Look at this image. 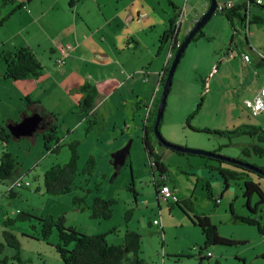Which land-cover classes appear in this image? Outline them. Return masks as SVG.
Returning <instances> with one entry per match:
<instances>
[{
	"label": "rangeland",
	"instance_id": "374dc122",
	"mask_svg": "<svg viewBox=\"0 0 264 264\" xmlns=\"http://www.w3.org/2000/svg\"><path fill=\"white\" fill-rule=\"evenodd\" d=\"M262 2L264 4V0ZM202 3L203 0H188L187 7L188 9L199 8ZM153 4L155 3L151 0L145 1L144 8L147 13H141V20L149 17ZM260 10L264 13L263 9ZM224 28H226L228 36L224 46L226 48L229 46L232 29L221 13L216 12L203 27V31L213 37L212 40L208 43H201L202 47L198 46L197 49L193 48L194 45L191 43L187 46L183 58L181 57L176 67L172 81L178 78L183 68L189 72L198 50L199 54L205 56L221 43L220 35ZM249 33L250 35L254 33L255 40L258 42L264 34V22L252 23ZM242 42L243 48L248 54H251L245 47L244 41ZM261 43L264 48V41ZM200 67L203 70L209 69L210 64L201 62ZM188 82L190 83L188 97H190L194 94L198 84ZM183 91L181 85L177 87L176 83L172 82L163 118L159 125L160 136L166 142L191 150L216 151L219 156L238 159L264 171V158L252 155L246 157L242 154V150L251 143V140L246 136H238L229 140L190 132L185 126V120L191 99L187 98ZM12 98V100L10 98L0 100V126L4 128H7L10 121L20 118L21 107L26 108V98L19 97L17 94H14ZM171 99L175 104V110L168 115L167 119L165 112H167V105L172 104ZM199 99L197 103L200 101ZM45 105L47 109L58 110L60 113L55 115L61 145L59 152L47 154L43 150L40 133L32 138L11 139L6 146L7 151L18 165L11 178L0 183V242L5 245L2 232L11 231L20 244L19 252L22 264H62L54 248L57 243L56 228L52 229V234L47 241L42 240L39 235L41 223L38 220L47 217H51L54 222L63 217L65 227H73L77 232L85 235L104 234L115 229L114 233H110L106 237L108 244L111 245H121L125 232L134 231L141 237L139 256L145 264H264V234L260 233L255 226L234 221L229 212L231 204L236 215L251 214L245 206L246 201L242 198L243 181H231L228 189L223 192L219 204L215 207L207 198L206 187L208 186L210 189L213 198L218 199L223 189L222 181L217 172L210 171L206 165L215 166L216 163L206 157L180 156L172 153L158 145L156 136L150 135L152 145L167 167L165 184L181 200H190L193 213L210 217L212 223L217 227L220 237L239 242V244L230 247L210 246L206 251H202V255L210 253L212 257L200 261L199 258L202 256H199V250L204 243L201 231L190 223L187 215L179 207L156 197L153 181H157L159 177L157 172L151 170L141 143V133L129 130L125 134V140H121L118 145L113 143L115 134L111 130V126L116 119H121L122 109L114 116L106 115L103 123L98 125L95 130V125L92 126L87 134L85 132L88 127L86 123V128L84 126L73 134V137H76L73 140L74 138L68 137L70 134L66 136L65 133L71 118H68L66 114L68 109L66 110L64 101L56 103L53 98L46 99ZM258 119L264 123V114H261ZM197 120V126L208 125L207 128L214 126L208 113H204ZM190 124L194 127L195 121L192 119ZM166 136L170 137L172 141L166 139ZM72 142L77 143L79 171L86 166L88 160L91 159L94 162L91 175L78 178V181L82 183L87 179V182L84 183V188L87 190H93L95 186H99L97 193L87 197L86 204H89L93 196L116 200L109 220L91 219L87 208L81 210L74 207L71 204L73 194L51 197L44 193L43 173L52 165H62L68 162L69 149L67 146ZM128 144H130L129 155L125 164L117 170L113 167L111 156ZM1 151L0 144V156ZM16 175L21 180L29 182L30 187L14 189L15 196L11 197L8 193L11 187L10 180ZM250 176L252 179H256L255 175ZM259 183L264 192V180L259 179ZM257 202L258 197L253 195L250 200L251 206L255 207ZM257 208V214L250 216L257 219L260 216L259 222L264 225V205L260 204ZM18 212L27 213L32 218L5 227L3 222L6 219H14ZM128 212L129 214L126 215ZM153 220L159 221L158 227L152 224ZM14 254L15 251L12 248L5 246L0 258L6 256L11 259ZM7 264L19 263L17 260H9Z\"/></svg>",
	"mask_w": 264,
	"mask_h": 264
},
{
	"label": "crops",
	"instance_id": "0c3cea01",
	"mask_svg": "<svg viewBox=\"0 0 264 264\" xmlns=\"http://www.w3.org/2000/svg\"><path fill=\"white\" fill-rule=\"evenodd\" d=\"M145 1L0 0V53L20 47L28 48L43 68L42 75L37 79L6 80L3 78L5 63L0 56V100H12L14 94L26 98V108L21 107L22 115L16 121H10L9 125L38 114L45 122L30 137H36L39 133L42 135L52 124H56L46 115L60 114L58 110H49L45 105L46 99L53 98L56 103L64 101L68 109L66 114L71 118L65 133L75 140L73 134L84 126L86 128V116L79 107L84 96L80 88L89 85L97 92L96 103L89 117L94 121V130L103 123L106 115L114 116L122 109L121 119H116L111 126L115 134L113 143L118 145L125 140L129 130L141 133L162 88L160 81L164 68L175 55L171 41L160 42L162 35L173 22L178 28L177 41L181 45L208 8L206 0L199 8L193 9H188V0H151L155 4L149 17L141 20V13H147ZM233 1L241 3V0ZM248 14L250 18H264V13L253 4L249 6ZM178 18H181L180 25L175 23ZM234 24L237 33L233 41L231 33L228 47H224L228 40L224 28L220 35L221 43L205 56L199 54L198 50L189 72L183 68L178 78L173 80L177 87H183V93L191 99L188 116L201 96L202 80L209 77L203 105L193 118L195 128H207L208 125L200 127L196 124L204 113H208L213 120L214 126L209 129L231 130L241 125L264 128V123L258 119L261 114L252 116L243 104L251 100L264 85V59L258 55L264 56L261 46L264 34L257 42L255 34L249 33L250 25L240 28L239 23L234 21ZM212 38L204 32L203 37L190 43L197 49L198 46L202 47L201 43H208ZM242 41L251 54L243 48ZM66 45L70 46L69 54L65 65L58 68V48ZM243 55L249 57V62L243 61ZM201 62H207L210 68L203 70ZM188 81L198 84L190 97ZM171 103L166 107L167 119L175 110L173 99ZM166 139L172 141L168 136ZM16 178L19 176L16 175L10 183Z\"/></svg>",
	"mask_w": 264,
	"mask_h": 264
},
{
	"label": "trees",
	"instance_id": "16d2710c",
	"mask_svg": "<svg viewBox=\"0 0 264 264\" xmlns=\"http://www.w3.org/2000/svg\"><path fill=\"white\" fill-rule=\"evenodd\" d=\"M206 1L208 7L209 0ZM252 4L254 5V3L250 2V5ZM256 6L264 10L263 5ZM219 13H221V15L231 26L233 33L231 41H233L234 34L237 33L234 21L239 23L238 27L240 28H243L245 24L251 25L252 23L264 22V18L258 19L249 17L248 8L245 2L241 4L234 3V6L230 8H224ZM1 24L2 21H0V26ZM177 35L178 28L174 26L173 22H170V28L166 32H164L160 39V42L164 43L167 41H171V49L174 51V53H176L180 48V46H177L179 44L177 41ZM203 36L204 32L203 28H201L197 32L195 37L191 40V42ZM0 56L5 63V72L3 74V78L6 80L21 81L37 79L42 75L43 68L40 62L36 58L35 54L28 48L20 47L13 51H2L0 53ZM172 60L168 62L166 67L164 68V75L160 81L161 86H163L165 82ZM208 79L209 77L207 76L202 80V91L199 99L200 101H198L194 110L187 116L185 120L186 128L193 133H202L220 138H226L229 140L238 136H246L251 140V143L242 150V154L246 157H250L252 155L259 158H264L263 127L254 125H241L231 130H217L209 128L200 129L191 126L190 121L200 112L205 96L207 94ZM80 91L84 96L79 104V107L80 112L85 114L86 116V123L88 125L86 133H88L94 125V121L89 119V117L96 103L97 92L93 87L89 85L82 86L80 88ZM161 93L162 88L158 92V98L155 100L151 110L148 113L147 123L144 125L141 131V143L143 145V150L146 154L151 170L157 172L159 177L157 181H153L156 197H158V188L161 185L165 184V180L167 177V167L162 162L161 156L156 152L150 138V135L155 136L153 126ZM46 117H51L55 120V116L53 114L48 113ZM41 138L43 150L47 154H57L59 152L58 150L60 149L61 145L56 124H52L49 128H47V130L42 133ZM160 138L162 141L166 142L161 136ZM11 139L12 137L10 136L6 128L0 126V144L2 146L0 156V183L9 180L18 165L12 155L7 151L6 146L9 144ZM157 142L158 145L161 146L158 140ZM67 147L69 149L68 162L62 165H52L43 173L44 193L51 197L73 194L71 198V204L74 207L81 210L87 208L90 212L91 219L109 220L112 216V207L116 204V200H106L99 196H93L89 204H86L87 197L91 194L97 193L99 191V186H95L93 190H87L84 188V183L87 182V179H85L83 183L78 181L79 177H89L91 175V172L94 168L93 160H88L86 166L81 169V171H79L77 167L79 158L77 152V143L72 142ZM165 149L180 156H192L189 154H182L180 152H173L167 148ZM211 153L214 155H218L216 151H213ZM219 157L222 159L207 158L208 160L216 163V165H206V167L210 171L217 172L222 181L223 189L220 193L219 198L215 199L213 198L212 193L207 186V198L213 203L215 207H217L218 201L222 198L223 192L228 189L229 183L231 181H243L242 198L246 201L245 206L251 214H257L258 205H264V192L261 184L259 183V179L264 180V177L255 174L251 170L239 166L237 164L238 162H244L238 159H231L223 156ZM231 161H235L236 163H233ZM259 170L264 172L261 169ZM250 175H255L256 179H252ZM16 179H20V181L22 182V185L18 189L30 187L29 182L23 181L21 180V178ZM25 183H27L28 185L26 186ZM8 193L11 197L15 196L13 190H9ZM77 194L80 195L78 196ZM253 195H256L258 197V202L256 203L255 207H252L250 203ZM174 205L179 207L187 215L190 223L193 226L198 227L201 231V234L204 238V243L199 250V256H203L202 251H206L210 246L219 245L230 247L239 244V242L233 241L231 239L220 237L217 232V227L212 223L211 219L208 216L202 214L199 215L195 212L193 213L191 209L192 205L189 199L185 201L182 200L178 203H175ZM229 212L234 221L248 226H255L260 233L264 234V225L259 222L260 216L257 219L256 217L250 216L251 214L247 216L236 215L231 204L229 205ZM190 213H192V215H189ZM128 214L129 212L126 213V215ZM31 218V215L27 213L18 212L14 219H6L3 222V225L5 227H9L14 225L16 222ZM38 221L41 223L39 235L44 241H47V239H49L50 235L52 234V229L54 227L56 228L57 243L54 245V248L62 264H145V262L139 256L141 237L134 231L125 232L124 239L121 245H111L108 244L106 237L108 234L114 233L115 229L110 230L108 233L104 234L85 235L77 232L73 227H65V225L63 224V217L59 218L57 222H54L51 217L39 219ZM158 226L159 225H157V227ZM2 235L5 245L0 242V257L2 256L5 246L12 248L15 251V254L11 259L6 256L0 258V264H7L9 260H17L19 264H22L23 262L20 259L19 252L20 244L15 235L11 231H3ZM209 258L203 257V260ZM199 259L202 260V258Z\"/></svg>",
	"mask_w": 264,
	"mask_h": 264
},
{
	"label": "water",
	"instance_id": "95a60500",
	"mask_svg": "<svg viewBox=\"0 0 264 264\" xmlns=\"http://www.w3.org/2000/svg\"><path fill=\"white\" fill-rule=\"evenodd\" d=\"M216 0H209V5L207 11L203 14V16L198 20V22L195 24V26L192 28V30L189 32L187 37L184 39L182 44L180 45V48L177 50V52L174 55V58L171 62L169 71L167 73L165 82L162 86V93L160 97V101L157 107L156 111V117L155 122L153 126L154 134L159 141V144L163 146L164 148L170 149L173 152H180L182 154H189L192 156H201L206 158H212V159H222L218 155H214L211 152H204V151H198V150H191L182 148L176 145H172L168 142H164L160 138V132H159V125L163 118V113L166 105V99L172 84V78L174 75V72L176 70V67L181 59V56L184 54L185 49L190 44L191 40L195 37L197 32L205 26V24L210 20V18L216 13ZM42 117L38 114L32 115L30 117H27L17 124L14 125H8L7 130L12 137V139H20L23 137H30L38 128V125L41 122ZM129 148L130 144L126 145L122 149L118 150L111 156L112 164L115 169H119L121 166L125 164V160L129 155ZM233 163H236L235 161H231ZM239 166L246 168L248 170L253 171L255 174L260 175L264 177V172L260 171L258 168H254L251 165H248L246 163H237ZM201 261V260H200Z\"/></svg>",
	"mask_w": 264,
	"mask_h": 264
},
{
	"label": "built area",
	"instance_id": "2783aa9c",
	"mask_svg": "<svg viewBox=\"0 0 264 264\" xmlns=\"http://www.w3.org/2000/svg\"><path fill=\"white\" fill-rule=\"evenodd\" d=\"M244 2L246 3L247 8H249L250 2H252V3H254V5H258V6L263 4L262 0H241V3H244ZM234 3L235 2L233 0L217 1L216 11L220 12L224 8H230V7L234 6ZM241 3H239V4H241ZM180 22H181V18H178L175 23H176V25H180ZM245 26H246V24H245ZM242 31L244 32V29ZM245 32H247V31H245ZM177 46H180V43ZM69 50H70L69 45L58 48L59 56L56 60V65L58 68H61L62 66H64L65 59L67 58V56L69 54ZM258 55L261 59H264V56L262 54L258 53ZM242 59L244 62H249V57L247 55H243ZM243 104H244V107L250 112V114L252 116H258V115L264 113V85L259 89L257 94L251 100H246V101H244ZM21 185H22V182L20 181V179H15L10 184L11 187L9 188V190L12 191L14 189H18ZM25 185L27 186L28 184L25 183ZM158 197H160L165 202L172 203V204L179 202V199L176 196V194L166 184H163L158 188ZM153 225L154 226L159 225L158 221L154 220ZM194 251H197V250L194 249ZM211 256L212 255L210 253H207V255L202 256V259H203V257L209 258Z\"/></svg>",
	"mask_w": 264,
	"mask_h": 264
},
{
	"label": "flooded vegetation",
	"instance_id": "af4514ba",
	"mask_svg": "<svg viewBox=\"0 0 264 264\" xmlns=\"http://www.w3.org/2000/svg\"><path fill=\"white\" fill-rule=\"evenodd\" d=\"M45 122L44 118L41 119V122L38 126H40L41 124H43Z\"/></svg>",
	"mask_w": 264,
	"mask_h": 264
}]
</instances>
